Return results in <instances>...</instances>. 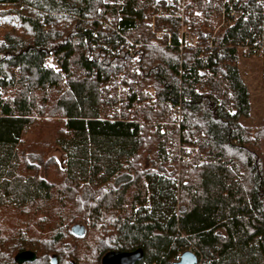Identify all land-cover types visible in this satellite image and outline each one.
Masks as SVG:
<instances>
[{"label": "trees", "instance_id": "trees-1", "mask_svg": "<svg viewBox=\"0 0 264 264\" xmlns=\"http://www.w3.org/2000/svg\"><path fill=\"white\" fill-rule=\"evenodd\" d=\"M226 6L0 0V264L27 249L38 258L23 264H102L138 248L137 264L188 249L197 264H264V117L248 120L240 69L241 44L264 37V0H239L222 24ZM38 133L64 167L31 162ZM147 154L179 173L143 166Z\"/></svg>", "mask_w": 264, "mask_h": 264}, {"label": "rangeland", "instance_id": "rangeland-1", "mask_svg": "<svg viewBox=\"0 0 264 264\" xmlns=\"http://www.w3.org/2000/svg\"><path fill=\"white\" fill-rule=\"evenodd\" d=\"M154 25V23H153ZM5 28V25L1 24L0 29ZM156 37L161 38L163 36L162 30L155 28ZM134 61L138 60V55L134 56ZM263 57L262 56H244L240 63V69L242 75L250 89L251 93V116L248 120H253L256 123L264 117V78L262 73L263 68ZM134 67V66H133ZM31 138V137H30ZM46 138V137H45ZM42 133H38L32 137V142L37 143L38 139L41 140V146L33 148L29 153L31 162L39 166L41 174H44V163L48 161L50 157L56 158V161L64 167L65 155L63 151L49 144L50 140L45 139ZM143 166L154 167L162 172L175 174L179 173V164L176 165L174 160H170L167 163L159 161L157 165H154L151 155H145L143 160Z\"/></svg>", "mask_w": 264, "mask_h": 264}, {"label": "water", "instance_id": "water-1", "mask_svg": "<svg viewBox=\"0 0 264 264\" xmlns=\"http://www.w3.org/2000/svg\"><path fill=\"white\" fill-rule=\"evenodd\" d=\"M73 231L78 235H83L85 233V227L82 224H76L73 226ZM143 257V248H138L133 251H110L103 256L102 264H137ZM37 258V253L32 249L20 251L15 256V260L19 264L33 262ZM197 262V254L193 250L188 249L173 264H197Z\"/></svg>", "mask_w": 264, "mask_h": 264}, {"label": "built area", "instance_id": "built-area-1", "mask_svg": "<svg viewBox=\"0 0 264 264\" xmlns=\"http://www.w3.org/2000/svg\"><path fill=\"white\" fill-rule=\"evenodd\" d=\"M239 0H225L226 7L223 13V22L222 24H226L230 21L231 17H235L237 15V9L236 5ZM172 5H175L176 3L184 10L185 8V0H171ZM221 26L218 25L216 30ZM182 38L184 39L185 43L187 42H193V37L186 28L182 29ZM240 50L245 56H263L264 55V37H258L254 41H248L246 43L241 44ZM175 118L178 120L181 119V112L179 108H176L174 112ZM194 147L188 146L185 149V152L180 154V160L181 161H190L191 155L194 153Z\"/></svg>", "mask_w": 264, "mask_h": 264}]
</instances>
